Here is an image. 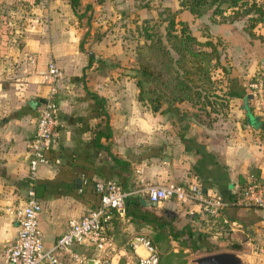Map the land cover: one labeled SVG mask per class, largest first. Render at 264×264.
<instances>
[{"label": "crops", "instance_id": "0c3cea01", "mask_svg": "<svg viewBox=\"0 0 264 264\" xmlns=\"http://www.w3.org/2000/svg\"><path fill=\"white\" fill-rule=\"evenodd\" d=\"M8 1L15 3L9 15L28 4L33 15L22 27V39L0 40V262L3 248L16 233L11 211L24 203L30 187L28 145L42 103L39 100L44 101L50 87L44 77L49 61L60 69L61 77L54 94L58 126L46 154L49 160L38 166L35 178L41 206L37 226L45 250L65 231L69 220L97 206L95 180H114L125 191L138 194L145 184L195 181L205 194L226 198L239 191L248 174L264 176V117L247 88L253 77L264 76V45L250 39L238 21L209 26V35L224 39L225 46L221 64L226 72L216 70V77L222 80L216 92L229 95L226 111L209 113L208 121L202 115L199 120L190 116L191 108L184 103L165 113L151 112L142 105L134 78L120 68L127 62L133 64L132 48L126 54L122 42L103 41L102 36L83 45L80 34L97 33L98 26L91 29L75 14L118 17L124 1L132 0H78L75 14L68 0H23L22 5ZM172 3L176 10V1ZM130 9L142 18L135 6ZM108 61L113 63L112 69L104 67ZM247 111L258 117L253 124ZM104 113L110 134L95 140ZM108 153L129 162L131 169L119 170ZM142 204L155 214L162 209L180 214L184 207L173 200ZM224 212L229 230L210 233V243L225 244L221 250L237 244L238 252L256 256L254 250L264 244V212L230 206ZM117 213L106 232L116 252L123 254L131 239L144 234L145 228L124 217V209ZM71 251L84 257L85 263L61 252L56 255L59 264H96L98 252L93 247L74 244Z\"/></svg>", "mask_w": 264, "mask_h": 264}, {"label": "trees", "instance_id": "16d2710c", "mask_svg": "<svg viewBox=\"0 0 264 264\" xmlns=\"http://www.w3.org/2000/svg\"><path fill=\"white\" fill-rule=\"evenodd\" d=\"M14 1L23 2V0ZM68 1L75 14V9L79 5L78 0ZM175 1L176 10L163 6L156 12L155 16L134 20L132 30L135 35L132 48L133 64L130 75L134 78V84L138 90L137 100L151 112L160 111L161 113L172 109L178 110L179 106L177 105L184 103L191 108L190 116L199 120V115H202L204 116L203 120L210 121L209 113H224L228 107L227 96L229 92H216V90L221 89L220 83L222 82L221 78L216 77V70L220 69L223 73L226 72L221 64L223 47L221 45L219 47L218 40L209 34L202 36V38L194 35L186 20L178 17V12L187 11L193 17H200L209 12L211 22L218 24H230L242 20L244 33L250 39L258 40L264 45V0ZM75 15L78 20L82 18L80 14ZM1 17L4 18L3 15ZM5 25L6 23L3 22L0 32H2L3 27L7 29ZM213 38L215 41L212 40ZM262 82L264 85V76ZM94 98L98 103L99 100L95 96ZM163 104H165L164 108H162ZM181 114L182 116L186 115L185 112ZM104 117L102 128L95 131V140L101 135L109 137L106 113H104ZM108 156L119 170L128 172L131 169L129 162L122 158L111 153H108ZM198 180L203 186V181L199 177ZM244 183L245 181L239 190L244 186ZM219 197L226 202H233L237 193H229L226 198ZM143 201L147 200L141 194L130 193L127 195L123 203V216L134 221L138 227H147L152 233V237H149L152 245L166 236L172 241H176L180 248L187 240L190 241L193 232L172 230L170 221L173 218L163 214V212L155 214L152 210L144 207ZM228 206L252 208L236 204H229ZM227 207L225 206L215 217L201 215L198 212L186 214L189 220L197 222L198 232L195 234L198 240L207 238L210 233L229 230L228 222H223V219L228 221L224 212ZM117 215V211L114 210L109 223ZM200 246L206 250L205 253L220 250H213L214 245L205 239ZM154 247L157 255L155 264H185L184 252L181 250L165 253L158 252L156 246ZM190 247L191 249L198 248L195 243H191ZM217 247H225V244H218ZM227 249L238 251L240 246L230 244Z\"/></svg>", "mask_w": 264, "mask_h": 264}, {"label": "built area", "instance_id": "2783aa9c", "mask_svg": "<svg viewBox=\"0 0 264 264\" xmlns=\"http://www.w3.org/2000/svg\"><path fill=\"white\" fill-rule=\"evenodd\" d=\"M44 77L50 87L40 104L34 134L29 142L28 177L30 187L25 201L11 212L16 223V233L10 243L2 250L0 264H59L58 253L69 254L73 259L85 263V258L71 251V246L81 244L93 247L98 252L96 264H113L116 260V250L113 240L106 232L111 214L114 210L123 208L124 199L131 192L125 191L120 184L110 179H100L93 182V188L98 195V204L77 219L67 223L65 231L54 241L51 248H43L37 217L41 210L40 202L35 192V178L39 165L48 162L47 153L51 150L58 114L54 102L55 83L61 77V71L52 61L46 64ZM249 92L256 99V107L264 117V85L262 78L253 77L248 83ZM145 199L154 205L168 201H176L179 205L190 206L188 213L198 212L210 217L217 216L221 210L236 204L259 209L264 212V176L250 173L245 178L244 186L237 192L233 202H226L212 194H203L198 183L145 184L139 190ZM196 207L197 209H194ZM223 222H227L223 219ZM130 247L137 256V264H155L156 250L150 241L142 235H135L130 241ZM141 249V252L137 250ZM254 253L264 262V244L259 245ZM124 264H129L126 260Z\"/></svg>", "mask_w": 264, "mask_h": 264}, {"label": "rangeland", "instance_id": "374dc122", "mask_svg": "<svg viewBox=\"0 0 264 264\" xmlns=\"http://www.w3.org/2000/svg\"><path fill=\"white\" fill-rule=\"evenodd\" d=\"M132 1H133L132 3L131 1H129V3L127 1H124L125 3H123V7L120 9L121 11L119 12V14H117L119 15L118 17L116 16L114 17L111 14L109 16H105L103 19L97 15L96 16L91 15L90 17L81 18L82 19L81 23L91 26V29L94 28V30H96L94 26H98L96 27L97 33L93 31L90 33L87 32V34L85 35L83 31L80 34L81 40H83V45L84 44L86 45V43L89 41L94 42V40L102 36L103 41L122 42L123 44L122 46L126 47L125 51H126V54H128L131 48H133L134 46V36L135 35H134V32H132L133 27H134V20L139 18V14L138 13L135 14L134 11L130 9L131 5L135 6V8H137L140 11L141 17L155 16L156 12H158L163 6H166L168 4L169 5L171 4L170 6H168L171 10H175V6L172 3V0H132ZM9 2L10 1L8 0H0V28L3 22L6 23L5 27H7V29L3 27L2 32L0 33L1 41H9L11 40V37L12 39L16 41L22 39V37L25 34L24 29H22V27H26L27 24L25 23V21L31 15H33L31 13L32 11L29 10V8L31 7L30 4H28V8L24 7L25 5H23L21 6L20 9L19 8L16 9L14 13L10 12V15H9L8 11H12L11 9L12 7H14L12 6V4H15L12 1L10 3ZM16 3L20 5L21 2L19 1ZM1 15H3L4 18H2ZM178 17L180 19L186 20L190 31L194 35H196L198 38H202V36L208 35L209 26L210 24L213 23L211 22L209 18V12L201 15L200 17H193L187 11H180L178 12ZM103 20L105 21L102 22ZM238 23L243 24V21L239 20ZM217 27L219 28L220 26H217ZM14 30L16 31L18 30L17 33H15ZM215 39L218 40L219 47L220 45L223 46V53H224V50H225L224 48L225 46L223 44L224 39H220L219 37H215ZM215 39L213 38L212 40L215 41ZM95 49L96 48L92 47L91 51H95ZM112 65L113 63L111 61H108L106 65H104V67H109V68L111 67L110 69H112L113 68ZM131 67H132V64L127 62V64L122 65V67L120 68H122L123 71H126L127 74H131L132 72ZM163 208H165V206ZM190 208H191L190 206L187 207L186 205H184V207H182V209L179 211L180 214H175V213L172 214L170 212L164 211V209H162L161 211L163 212V214L165 215L167 214L171 218H173L170 221L172 230L178 229V230H183V232H186L189 230L190 232H193L192 237L190 238V241L188 242L187 240L184 244L181 245L182 247L180 248L179 247L180 245H178L176 241H172L168 236H166L164 239L160 240L159 242L157 243L154 242V245H153V246H156L158 252L162 251L166 253L168 251L177 252L178 250H181L182 252H184L183 258L185 259V264L187 260L191 257L207 254L205 253L206 250L200 246L201 242L204 241V239L207 241L209 240V242H211L209 237L202 238L199 240L197 239V236L195 234L196 232H198L197 222L196 221L192 222L191 220H189L188 216L186 215V214H189L188 212ZM144 228H145V232H143L144 234H141V235L149 240V237L150 238L152 237V233L151 231L148 232L147 227H144ZM191 243L192 244L195 243L198 246V248L191 249L190 247ZM211 244L214 245V248H212L213 250L222 249L220 247H217L218 245L215 243H211ZM125 248H126V253L121 254V253L116 252V260H113V264H124L126 260L129 261V264H137L136 262L137 256L132 251V248L130 247V245L129 244L128 246L126 245ZM220 250H217V251H220Z\"/></svg>", "mask_w": 264, "mask_h": 264}, {"label": "water", "instance_id": "95a60500", "mask_svg": "<svg viewBox=\"0 0 264 264\" xmlns=\"http://www.w3.org/2000/svg\"><path fill=\"white\" fill-rule=\"evenodd\" d=\"M34 101L32 98L30 99ZM39 102H43L39 100ZM248 120L253 124L254 120L258 117L252 116L247 111ZM39 187L35 188L36 196L38 197ZM201 192L205 194V189L201 188ZM122 209H118V212L122 213ZM186 264H264L260 258L250 255L247 251H230L220 250L212 253H207L195 257H191L187 260Z\"/></svg>", "mask_w": 264, "mask_h": 264}]
</instances>
